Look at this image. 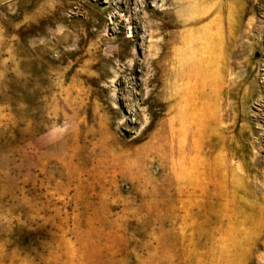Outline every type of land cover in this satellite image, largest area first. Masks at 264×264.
Returning <instances> with one entry per match:
<instances>
[{
    "label": "rangeland",
    "instance_id": "obj_1",
    "mask_svg": "<svg viewBox=\"0 0 264 264\" xmlns=\"http://www.w3.org/2000/svg\"><path fill=\"white\" fill-rule=\"evenodd\" d=\"M137 2L0 0V264H264V0L177 2L182 85L226 48L176 111V2Z\"/></svg>",
    "mask_w": 264,
    "mask_h": 264
},
{
    "label": "crops",
    "instance_id": "obj_2",
    "mask_svg": "<svg viewBox=\"0 0 264 264\" xmlns=\"http://www.w3.org/2000/svg\"><path fill=\"white\" fill-rule=\"evenodd\" d=\"M139 0H130L131 6L132 3L134 2L136 8L138 7V2ZM176 2V10H174V14L172 15V24L174 25L173 28L168 31V36L169 38H174V41H170V49H171V58H172V65H173V72L170 78L168 79L167 82V87L168 88V102L170 103L171 106V111H176L177 109H183V108H194L197 107L201 104L200 97L203 98V96L212 98L214 106H218L221 96H222V88H223V78L220 75V68L217 66H220L225 57V48H226V33H221L219 30V35L217 34L216 29H209L208 30V39H202L201 35L199 32H194L192 31L190 33V43L188 46L189 50V65L191 68H193V65L195 63L199 62H206L208 59V55L205 52V48L211 45L216 49L217 52V62L215 64L214 70L216 74L218 75V80H219V87L218 89L212 94L211 90H208L207 88H198L196 78L194 74L189 73L187 79L185 80L186 83L184 85L181 84V78L179 76V68L178 66L181 65L180 62V50L182 47V26L185 25L187 22L185 20V17L183 15H180L177 11V2L182 1V0H172ZM133 14V12H132ZM134 18L135 21H138V16L141 17L142 13H139V15L134 12ZM140 21V20H139ZM190 21V20H189ZM135 22V30L140 31L143 33H148L146 31L145 25L141 22V24L138 25V23ZM140 26H143L142 28ZM153 32V31H152ZM154 33V32H153ZM157 42H152V45L154 47H157L156 45ZM161 46H166V42H164L163 45ZM191 70V69H190Z\"/></svg>",
    "mask_w": 264,
    "mask_h": 264
},
{
    "label": "built area",
    "instance_id": "obj_3",
    "mask_svg": "<svg viewBox=\"0 0 264 264\" xmlns=\"http://www.w3.org/2000/svg\"><path fill=\"white\" fill-rule=\"evenodd\" d=\"M128 33H129V34L131 33V30H130V29L128 30Z\"/></svg>",
    "mask_w": 264,
    "mask_h": 264
},
{
    "label": "bare ground",
    "instance_id": "obj_4",
    "mask_svg": "<svg viewBox=\"0 0 264 264\" xmlns=\"http://www.w3.org/2000/svg\"><path fill=\"white\" fill-rule=\"evenodd\" d=\"M130 37V36H129Z\"/></svg>",
    "mask_w": 264,
    "mask_h": 264
}]
</instances>
